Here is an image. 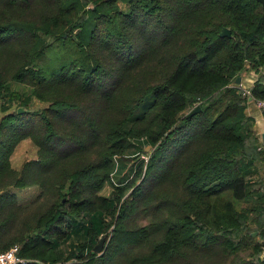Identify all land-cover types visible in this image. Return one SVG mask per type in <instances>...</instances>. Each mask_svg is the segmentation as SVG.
Wrapping results in <instances>:
<instances>
[{"label": "trees", "instance_id": "obj_1", "mask_svg": "<svg viewBox=\"0 0 264 264\" xmlns=\"http://www.w3.org/2000/svg\"><path fill=\"white\" fill-rule=\"evenodd\" d=\"M122 1L129 4L125 12L116 0L45 6L44 0H0L6 8L0 14V96L13 95L14 82L28 84V93L40 98L47 88L67 85L89 101L78 106L52 93L49 105L29 112L36 123L15 129L12 120L23 119L26 109L0 121V250L20 242L18 255L32 251L49 264H94L104 257V264H114L108 253L115 246L123 264H264V203H250L257 191L246 180L261 151L243 110L245 96L232 83L246 65L264 62V0ZM222 27L229 34L220 35ZM141 67L147 71L138 93L117 106L116 123L101 129L123 77ZM261 90L255 83L251 93ZM194 102L199 107L189 114L184 109ZM24 136L41 155L15 169L7 158ZM100 140L106 141L102 158H79L60 180L62 188L70 178L68 207L53 187L43 212L15 218L13 210L33 200L16 201L11 186L24 187L60 162L89 154ZM146 144L147 159L140 155ZM161 163L160 182L147 187ZM34 180L43 188V180ZM104 183L109 195L99 192ZM165 187L167 194L154 200ZM45 195L43 189L36 199ZM80 208L87 209L81 219ZM107 209L115 214L106 249L100 260H86L95 237L89 234L103 231ZM143 213L156 220L140 221ZM61 224L68 230L58 235ZM71 226L83 239L62 256L57 247Z\"/></svg>", "mask_w": 264, "mask_h": 264}, {"label": "rangeland", "instance_id": "obj_2", "mask_svg": "<svg viewBox=\"0 0 264 264\" xmlns=\"http://www.w3.org/2000/svg\"><path fill=\"white\" fill-rule=\"evenodd\" d=\"M52 2L60 4L61 0H44V2L41 5L45 6L46 5L45 3H47V5L54 4ZM116 4L118 5V8L120 10H122L123 12H125L129 9V4L125 1L116 0ZM33 6H35V4H33L31 2L29 7H33ZM53 7H55V6H50V8H53ZM30 11H32V10H30ZM81 12L82 11H79L76 14L79 15V14H81ZM2 13H6V8H4L2 5H0V14H2ZM77 19H75L74 21H76ZM44 37H46L48 39L50 36H44ZM106 59H107V56H104L102 63L108 71L107 65L111 66V63L106 64V61H105ZM146 71L147 70L145 68L141 67V69L138 73H136V69H135V70H130L127 74H125V76L123 77V80H122L121 87L116 91V94L118 96V100L110 101V102H112V103H110L111 107H110V109H108L106 115L102 118L105 122L103 123V126L100 127L101 129H103L107 124H109V122H111V123L117 122L118 117L121 115L117 106H119V104H123V103L127 102L128 97H131V96L136 95L138 93V91H139V88H138L139 77ZM112 83H116V82L112 81ZM111 85H113V84H109V86H111ZM11 88L15 89L13 91V95H10L8 92H5L2 96H0V121L2 120V118L5 115L12 113L14 111H17L18 106L22 107L23 110L26 109L27 114L24 115L23 119H21V120L13 119L12 120V123H16L15 129L36 123L38 121V119H36L33 115H30L29 112H31L32 110H34V111L39 110L42 107L49 105V103L51 102L52 93L57 94L58 95L57 97L73 99L76 101L75 104L78 106H85L89 102L87 97H82L79 95L80 92L77 91L76 88L73 89V87H69L67 85H56V86H54V88H50L49 90L47 88L46 92L43 91V96L41 98L35 96L34 94L28 93L29 89H31V87L28 84L14 83L13 82L11 84ZM58 88L61 91L55 93L54 90L58 89ZM195 106L199 107L197 102L192 103L188 107V109L185 108L184 110L186 112H189ZM80 108H83V107H80ZM86 111H88V110H86ZM65 113L68 114L70 116V118H74V116H75V112L72 110L65 109ZM50 119L54 123L60 122L59 119H56L53 117H50ZM64 125H66L65 122L60 123L59 126L63 127ZM31 131L36 133L37 130L32 129ZM5 139H6L5 142H7V140L9 138L7 137ZM10 143H12V141H10L9 144ZM105 144H106V141L100 140L99 145L96 148H94L89 154L77 155L74 158L68 159L67 161L60 162L59 164L55 165L50 171L42 172L39 176H33V178H30V181H29L30 184H27L24 187L11 186L10 188L14 192V197H15L16 201H18L20 203H24L28 200H31V201L33 200L30 207L25 208V210L21 209V208L14 209L13 212H14L15 218L17 220L18 219H27V216H28L27 213H29V218L30 217L32 218V217H35L39 211L43 212L42 209L46 205L47 201H49L51 199V197H50V195H48V193L54 191L53 187H56L62 191V193L59 197V200H61L60 205L63 207L64 206L68 207V203H69L68 198H70V196H68L66 191H67L69 183H70V178H68V177L64 178V184H63L62 188L59 186L61 178L64 177V174L67 175L68 172L70 170H72V168L76 165V161L79 158H81L82 160H84V159L89 160V159H93L95 157H100V159H101L104 151L106 150ZM143 148H144V151H142L140 155L144 156L147 159L149 156V153H150L149 152L150 146L146 144ZM40 155L41 154H39L38 146L35 143V141L31 138V136H24V137L18 139V141L12 145L11 151H10L8 158H7V161H8L10 166L14 167L15 169H19L24 161L36 159V158L40 157ZM166 156H168V155H166ZM164 157H161V158L164 159ZM161 169H162V163L159 165V171H158L157 178L152 176L151 179L146 184L147 187L150 186L149 188H151V186L154 183L156 185L157 183L160 182L158 178H160L159 175H160ZM30 170L35 172L36 168H34L32 166L30 168ZM3 173H4L3 177L8 178L6 171ZM34 178H39V179L43 180V182H42V185H44L43 188H41L42 186H40L38 184L37 180H34ZM43 189H44L45 193L47 192V195L42 196L39 199L38 198L36 199V197L39 195L40 191H42ZM111 191H112V188L107 183H104L99 189V192L101 194H104V195H109L111 193ZM128 192H129V189L126 190L121 197L123 198L124 196H126ZM163 194H167V188L166 187L157 191V194H156L154 200L159 199L157 197H160ZM169 198H171V195H169ZM34 199H36V200L34 201ZM66 210H67V208H66ZM86 210L87 209L84 210L83 208H80L78 210V214H76V217L79 219L85 217L86 212H84V211H86ZM74 211L75 210L72 209V213ZM114 214H115V212L113 211L111 214L109 209L104 211L105 226H104L103 231L97 235H94L93 233L89 234L91 237H93V236H95V237H94V239H92L93 242L90 246L92 253L88 252L85 259L88 256H89L87 258L88 260H90V259L97 260L98 258H99L98 260L101 259V254L104 253V251L106 249L105 248L106 244L109 240L110 231H111L112 226H113ZM143 215H144V213L142 214L143 219L142 218L140 219V221H142V222L143 221H149V220H153V221L156 220V215L155 216H148V214H147V216H143ZM169 216H172L171 212H170ZM72 227L73 226H71V228L69 230V234L67 235V237L63 240H60L59 245L57 247V251L60 250L59 252L62 256H64V254L69 256L70 255L69 252L71 250H73L74 243L76 242L78 245L79 243H81L78 241L83 239L80 237V235H78L72 231ZM67 230H68V226H64L63 224H61V226L59 228V232L57 234L60 235L61 231H67ZM63 234L64 233H62V236H63ZM99 239H101L99 248L97 250H95V249H93V246L98 242ZM14 244L16 245L15 250L17 251L18 245L20 246V242L13 243L10 246H8L7 248L0 250V251H5V250L9 249L10 247H12ZM119 245H121V244H117V246H119ZM114 248H116V246L113 247V249L111 251H109L110 252V253H108L109 256H111L113 258L114 264H123L125 258L120 257L118 259L117 254H118L119 250L115 251L116 249H114ZM76 249H77V246H76ZM16 254H17V252H16ZM28 254L31 257H27V256H24L21 254H19V255L17 254L21 259V260H19V264H25V263H28L27 261H33V260L36 261L37 264H49L47 262H43V261L35 258L38 256H36L32 251L28 252ZM67 261H70V260L67 259ZM105 261H106V257L102 258V260H100L94 264H104ZM50 264H65V262H62L61 260H59L57 262H53Z\"/></svg>", "mask_w": 264, "mask_h": 264}, {"label": "crops", "instance_id": "obj_3", "mask_svg": "<svg viewBox=\"0 0 264 264\" xmlns=\"http://www.w3.org/2000/svg\"><path fill=\"white\" fill-rule=\"evenodd\" d=\"M238 75L240 76L239 81H233L232 83L237 86L239 91L247 88L250 90L244 97L243 110L249 119V127L252 130L256 149L261 151V154L253 159L246 173L249 189L257 191L250 203H264V142L262 138V133H264V111L257 103L258 99L264 100V62L256 68L246 65ZM255 83L262 86V90L257 91L258 96L251 93Z\"/></svg>", "mask_w": 264, "mask_h": 264}, {"label": "built area", "instance_id": "obj_4", "mask_svg": "<svg viewBox=\"0 0 264 264\" xmlns=\"http://www.w3.org/2000/svg\"><path fill=\"white\" fill-rule=\"evenodd\" d=\"M249 89H242L240 91L241 95L246 96L249 93ZM257 103L260 105L262 110L264 111V100H257ZM16 245L14 244L12 247L5 251H0V264H15L17 261L21 260L20 257L16 254Z\"/></svg>", "mask_w": 264, "mask_h": 264}, {"label": "water", "instance_id": "obj_5", "mask_svg": "<svg viewBox=\"0 0 264 264\" xmlns=\"http://www.w3.org/2000/svg\"><path fill=\"white\" fill-rule=\"evenodd\" d=\"M219 34L220 35H224V34H229V29L227 27H222V29L219 31ZM240 79V76L239 75H236L234 77V82H238ZM198 109V106H195L193 109H191L188 113H193L194 111H196ZM23 108L18 106L17 107V111L20 112L22 111ZM262 138H263V142H264V133H262ZM100 242H101V239L98 240V242L93 246V249L97 250L99 248V245H100ZM260 244H261V253H260V256L262 258H264V237L260 239Z\"/></svg>", "mask_w": 264, "mask_h": 264}]
</instances>
